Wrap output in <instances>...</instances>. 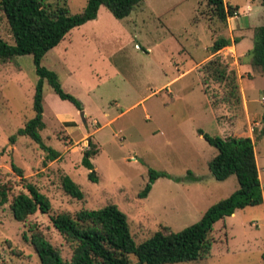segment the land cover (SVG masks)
<instances>
[{
    "label": "rangeland",
    "instance_id": "rangeland-1",
    "mask_svg": "<svg viewBox=\"0 0 264 264\" xmlns=\"http://www.w3.org/2000/svg\"><path fill=\"white\" fill-rule=\"evenodd\" d=\"M47 1L53 7L66 3L73 15L88 3ZM226 3L239 8L227 23L213 15L207 0H144L122 20L101 7L96 20L73 29L49 51L42 66L82 104L79 110L61 99L45 81L41 136L59 153L54 161L31 138L17 135L35 116L39 77L33 56L0 60V191L8 194V202L0 203V264H41L29 240L34 230L70 260L71 246L52 222L61 214L116 205L137 244L166 227L180 232L199 222L240 189L236 176H213L210 163L218 151L200 131L252 138L264 198V67L254 66L249 54L264 26V2ZM0 37L15 44L1 10ZM221 38L239 43L213 53ZM91 148L97 152L93 170L83 164ZM152 170L168 177L140 198ZM94 172L97 182L90 179ZM66 175L84 199L64 191ZM27 184L48 197L52 208L19 222L11 203L28 193ZM210 238L207 256L178 264H264V203L217 222Z\"/></svg>",
    "mask_w": 264,
    "mask_h": 264
},
{
    "label": "trees",
    "instance_id": "trees-1",
    "mask_svg": "<svg viewBox=\"0 0 264 264\" xmlns=\"http://www.w3.org/2000/svg\"><path fill=\"white\" fill-rule=\"evenodd\" d=\"M144 0H88L86 7L79 14H71L68 5L53 7L47 0H0V10L8 19L15 41L10 45L0 37V60L31 55L36 66L39 81L34 95V118L18 131V136H28L54 161L60 155L44 144L41 132L45 129L43 94L47 81L54 92L63 100L82 110V104L65 92L56 73L42 66L46 54L59 46L65 37L75 28L98 18L101 7H106L117 19L129 17ZM264 2V0H263ZM213 15L227 23L238 14L239 8L231 7L226 0H207ZM254 47L249 52L254 66L264 67V26L257 29ZM239 43V39L221 38L215 41L212 51L218 53L224 48ZM211 61L210 64H215ZM218 63V62H217ZM234 89H237L235 81ZM200 135L218 154L210 163V171L218 181H225L231 176L238 178L240 189L230 197L213 205L203 218L180 232H173L166 227L156 232L151 238L137 244L131 234L128 217L116 205H109L99 210H81L74 217L61 214L52 219L54 227L71 246L72 257L65 260L57 250L39 232L33 231L29 239L41 264H178L198 261L210 253L213 226L225 217L233 216L236 211L247 207H256L264 203L262 184L257 167L255 143L250 137L210 136L200 131ZM16 136L11 138L15 140ZM97 152L89 149L85 152L83 164L93 170L91 158ZM19 174L22 171L13 166ZM168 174L150 171L149 183L140 193L146 198L153 184ZM90 179L97 182L96 173ZM64 191L71 197L82 200L85 195L81 188L69 177L62 180ZM28 193H20L12 203L11 210L15 220H26L41 212L48 214L52 205L48 197L33 184H27ZM7 190L0 191V203L8 202ZM132 257L137 261L135 262Z\"/></svg>",
    "mask_w": 264,
    "mask_h": 264
},
{
    "label": "water",
    "instance_id": "water-1",
    "mask_svg": "<svg viewBox=\"0 0 264 264\" xmlns=\"http://www.w3.org/2000/svg\"><path fill=\"white\" fill-rule=\"evenodd\" d=\"M83 114V116H84V113H82Z\"/></svg>",
    "mask_w": 264,
    "mask_h": 264
},
{
    "label": "crops",
    "instance_id": "crops-1",
    "mask_svg": "<svg viewBox=\"0 0 264 264\" xmlns=\"http://www.w3.org/2000/svg\"><path fill=\"white\" fill-rule=\"evenodd\" d=\"M260 176V175H259Z\"/></svg>",
    "mask_w": 264,
    "mask_h": 264
}]
</instances>
